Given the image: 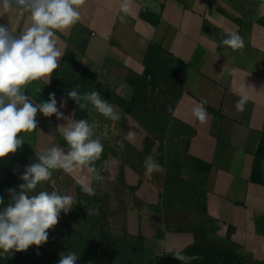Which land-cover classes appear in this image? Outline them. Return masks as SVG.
<instances>
[{"label": "crops", "instance_id": "crops-1", "mask_svg": "<svg viewBox=\"0 0 264 264\" xmlns=\"http://www.w3.org/2000/svg\"><path fill=\"white\" fill-rule=\"evenodd\" d=\"M128 3L129 13L122 21L121 0H84L79 21L57 33L63 56L55 73L56 88L51 89L50 82L36 81L25 86V93L33 103H41L54 92L59 108L60 101L67 100L60 93L66 78L74 81L88 70L95 81L129 101L134 90L126 79L145 73L143 60L149 45H156L168 63H183V84L174 97L171 116L191 131L188 157L208 166L204 170L205 207L217 226L209 232L208 241L235 252L242 264H264V233L256 229L257 218L264 220V160L258 165L260 181L251 180L255 151L264 135V0ZM29 15L12 9L0 15V25L22 31ZM228 32L238 33L244 46L233 50L222 45ZM242 88L250 99L240 112L234 105ZM101 98L114 106L119 119L105 118L91 105L80 108L83 114L77 115L76 105L69 100L60 108L69 119L83 118L94 124L93 138L103 144L95 162L103 180L92 179L90 185L114 202L125 201L127 219L143 238L145 257L180 254L196 239L190 231L165 230L160 203L163 174L145 175V169L126 159V150L140 148L146 138L136 103L125 112ZM202 102L207 111L204 122L193 115V108ZM36 119L37 129L20 134L21 147L0 158L4 169L19 180L25 166L36 162L53 143L67 147L57 127L71 121L40 113ZM87 175L86 169L71 175L54 170L45 183L51 191L71 195L77 206L78 198L86 194L77 181Z\"/></svg>", "mask_w": 264, "mask_h": 264}, {"label": "clouds", "instance_id": "clouds-1", "mask_svg": "<svg viewBox=\"0 0 264 264\" xmlns=\"http://www.w3.org/2000/svg\"><path fill=\"white\" fill-rule=\"evenodd\" d=\"M84 0H0V15L12 9L28 12L29 23L20 31L0 25V158L15 153L22 145L21 133L37 129V113L43 117L56 116L68 122L59 125L67 147L53 143L36 157V162L25 166L20 179L24 183L18 188H8V200L0 196V256L23 252L30 246L37 248L49 239V229L57 225L61 213L73 209L74 199L69 194L57 191H36L38 185L48 181L54 170L71 175L77 169H86L87 176L77 181L83 193L94 194L90 181L103 180L95 162L103 153L100 139L93 138L94 124L86 119L72 120L60 111L67 100L58 101L50 93L47 101L33 103L25 93V86L36 81L50 82L52 73L58 68L63 56L58 47V32H64L80 19L79 6ZM120 11L124 17L129 13L128 0H121ZM222 45L233 50L244 46L243 38L236 32H228ZM246 87V86H245ZM235 102L237 111H244L249 101L242 88ZM81 109L89 105L98 113L111 120L119 119L114 106L101 98L97 91L80 93L74 88L67 93ZM193 115L200 122L207 119L203 102L193 108ZM143 167L145 175L162 170V166L148 155ZM79 253H61L58 264H77Z\"/></svg>", "mask_w": 264, "mask_h": 264}, {"label": "rangeland", "instance_id": "rangeland-1", "mask_svg": "<svg viewBox=\"0 0 264 264\" xmlns=\"http://www.w3.org/2000/svg\"><path fill=\"white\" fill-rule=\"evenodd\" d=\"M73 88L77 89L76 86ZM180 90L179 79L172 78L170 74L166 76L164 83L158 82L151 86L148 82L140 85L135 107L146 130V138L140 148L127 149L125 155L126 159L128 157L129 160H134L135 166L140 165L142 169L148 155L162 166L159 173L164 176V186L160 203L166 222L165 228L171 231H194L199 237V243L206 247L211 241L200 238L202 228L214 230L216 224L208 222L202 213L205 175L203 167L186 153L191 131L171 116L174 97ZM85 92L91 90L86 89L80 93ZM12 182L17 187L24 183L19 179ZM40 190L51 191L45 182L38 185L36 191ZM77 204L67 214L61 213L57 225L48 230L47 242L51 248H58L60 242L72 237L69 227L78 229L86 237H91L93 229L96 228L99 229L98 236L103 245L113 248L114 255L120 245L124 249L122 257L128 264L139 263L138 249L141 241L135 227L131 225V220L127 219L128 205L123 199L114 202L111 198L94 192L93 195L80 196ZM203 224L204 227L201 226ZM158 257L164 259L163 264H175L179 260L182 264H204L206 260L220 264L216 257L197 248L188 249L176 256L160 255L150 259ZM148 259L144 255L141 260L146 263Z\"/></svg>", "mask_w": 264, "mask_h": 264}, {"label": "trees", "instance_id": "trees-1", "mask_svg": "<svg viewBox=\"0 0 264 264\" xmlns=\"http://www.w3.org/2000/svg\"><path fill=\"white\" fill-rule=\"evenodd\" d=\"M144 66H145V73L141 76H138L136 79H132L128 77L126 79L128 85H130L133 90L134 94L132 98L127 101L122 98L117 97L114 93H112L107 88L103 87L100 83L95 81V75L88 71L84 70L81 77L78 79L72 81L68 78L65 80V87L60 89L61 95L66 98L67 100L71 101L76 105L77 108V115L83 114L79 105L76 104L74 100H71L67 97L68 91L74 89L73 86H76L79 92L85 91L86 89H93L94 91H97L100 93L101 96L108 98L109 100L115 102L118 104L125 112H129L131 107L136 103L139 94L137 93V90H139L140 85H144L149 82V84L155 85L158 82L164 83L166 80V76L169 74L172 78H178L180 86L183 84V78L185 73V65L179 61H173V62H167L164 55L161 53L160 49L156 45H149L145 56H144ZM55 72L52 75L51 81H50V88L55 89L56 88V78H55ZM81 119V118H80ZM264 160V135L260 136L257 149L255 151L254 155V161H253V168L251 173V180L253 182H259V170L258 165L259 161ZM200 166L203 167V169L206 171L208 169V166L204 163L198 162ZM12 181H18L16 177L8 173L4 167L0 163V196H3L5 201L8 200V194L5 191L8 188H18L15 184H13ZM162 196V194H161ZM105 197H108L105 195ZM162 198V197H161ZM202 213L205 216L206 220L208 222L215 221L211 219L209 216H207L206 207H205V193H204V199H203V208ZM216 224V223H215ZM202 227L205 226V224L201 225ZM72 237L68 239L67 241L64 240L60 242V245L58 248H51L48 242L45 244L39 246H30L28 250L23 252H15L14 254H11L7 256V254H4L3 256H0V264H58V261L60 259L61 253H68L69 251H76L79 253V259L77 260V264H128L127 260L123 259V253L124 249L122 246H118L117 254L113 252V248L106 247L103 244L102 239L98 236L99 229H93V234L91 237H86L81 231L78 229L70 228ZM217 229V226L215 225L214 230H209L207 228H202V234L200 238L202 240L205 239V241H208L209 232H215ZM256 229L260 233H264V220L262 218H257L256 220ZM165 230H167L165 228ZM195 236V243L185 247L186 250H191L194 248H197L198 250H203L205 253L210 254L213 257H216L218 260H220V264H242V261L237 256V254L231 250L221 248L213 243H211L208 246H202L199 242V237L194 233V231H190ZM139 239L141 241V246L138 249V254L140 257V261L138 264H163L164 259L158 257V258H152L148 259L147 262H142V258L144 256V246H143V238L141 235H138ZM108 246V245H107ZM108 250H107V249ZM106 251L108 252L106 254ZM181 252V253H182ZM110 254V255H109ZM178 255V254H177ZM166 257L170 256H176L174 254H167L164 255ZM175 264H182L181 261H177ZM204 264H214L211 260H206Z\"/></svg>", "mask_w": 264, "mask_h": 264}]
</instances>
